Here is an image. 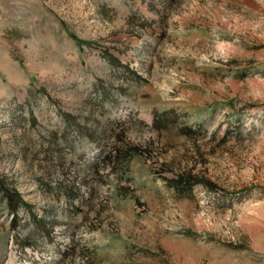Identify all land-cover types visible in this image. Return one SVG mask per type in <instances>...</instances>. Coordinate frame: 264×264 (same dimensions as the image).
<instances>
[{
	"label": "rangeland",
	"instance_id": "obj_1",
	"mask_svg": "<svg viewBox=\"0 0 264 264\" xmlns=\"http://www.w3.org/2000/svg\"><path fill=\"white\" fill-rule=\"evenodd\" d=\"M0 264H264V0H0Z\"/></svg>",
	"mask_w": 264,
	"mask_h": 264
},
{
	"label": "trees",
	"instance_id": "obj_2",
	"mask_svg": "<svg viewBox=\"0 0 264 264\" xmlns=\"http://www.w3.org/2000/svg\"><path fill=\"white\" fill-rule=\"evenodd\" d=\"M107 59H108V61L114 66V67H123V68H125V69H127V66L126 65H124V64H122L121 62H120V60L117 58V57H114V56H112L111 54H107ZM155 127H158V128H160L159 126H158V117L156 116V118H155ZM75 126H76V128L77 129H80L81 127H80V125L79 124H75ZM179 178V177H178ZM208 184H211L210 182H208ZM207 184V185H208ZM6 194H7V192H6ZM13 197H15V199H14V201L12 202V205H11V209H12V211H16L18 208H19V206L20 205H24V202L21 200V198H19V196L17 195V196H14L13 195ZM36 229H38L37 227H35ZM41 228L43 229L44 227L43 226H41ZM35 231V230H34ZM20 246H22V247H30V246H32L31 245V243L28 241V239L27 238H22L21 239V241H20Z\"/></svg>",
	"mask_w": 264,
	"mask_h": 264
}]
</instances>
